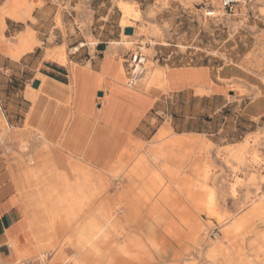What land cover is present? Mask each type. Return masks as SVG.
I'll return each instance as SVG.
<instances>
[{
  "label": "rangeland",
  "instance_id": "obj_1",
  "mask_svg": "<svg viewBox=\"0 0 264 264\" xmlns=\"http://www.w3.org/2000/svg\"><path fill=\"white\" fill-rule=\"evenodd\" d=\"M121 1L133 4L141 12L139 21L131 19L137 31L133 39H127L126 28L121 27ZM219 6L217 11L214 0H0V109L6 122L5 128L0 127V151L11 166L25 164V161L38 166L40 160L47 158L50 148L41 145L43 134L38 131L34 118L60 101L73 80L69 89L70 94L75 95L81 79L78 65L91 58L99 61L106 55L103 70L109 67L110 60L116 59L126 76L125 83L119 87L106 81L102 117L112 97L108 92L121 94L124 88L130 89V56L140 44L147 56L146 75L156 70L178 74L207 71L212 77L206 83L213 92L203 95L194 87L193 92L181 94H172L173 89L180 88L178 86L169 91L156 87L143 90L144 75L142 81L131 88L144 97L139 102L129 103L130 111L124 114L129 116L130 133L104 130L102 141L93 140L85 159L109 174L110 168L103 167L100 160L111 147L135 151L131 164L134 165L145 154L161 151L160 147L179 142L180 135L189 134L192 140L176 145L172 151L166 148L165 153L172 152L181 170L199 182L208 172L206 187L215 192L217 214L200 213L197 217L192 216L191 208L178 214L164 209L171 222L158 231L160 239L173 245L175 252L188 249L181 261L183 264H213L207 255L209 242L214 245L233 243L224 239L223 229L252 214L260 219L248 223L234 241L248 254H244L243 259L253 261L251 264H264V240L261 239L264 235L261 223L264 221V0H246V4L233 13H225L220 2ZM204 9H214L221 16L209 18ZM152 30L157 34L150 33ZM83 43L85 47L75 50ZM60 55L67 58L65 66L57 61ZM219 78L226 82H220ZM35 81H41L40 90L33 88ZM146 94L153 96L155 103L133 136V129L143 117L140 107L147 105ZM96 101L102 103L98 96ZM163 128L171 133L160 137ZM246 142H249L250 153L260 156V163H251L253 166L248 172L240 169L230 155ZM96 149L98 159L94 156ZM46 164L49 166L41 170L54 167L52 162ZM123 181L127 180L119 178V183H111L104 199L110 198L113 190L121 193L126 189L129 184ZM237 182L241 188L233 197L230 190ZM160 188L154 195H148L144 207L132 217L152 222L154 206H161ZM258 188L260 190L256 191ZM184 201L187 200L184 198ZM113 211L125 214L121 206ZM193 212L197 215L195 210ZM186 214L196 221L186 224L182 220ZM33 220L38 230L37 218ZM225 223L227 225L220 229ZM192 224L195 225L193 230ZM132 227L138 229L133 231ZM141 228L134 222L123 229L135 241L138 237L147 238ZM51 248L48 258L55 254L56 259L44 264H77L76 259L66 256L65 247ZM223 248L232 251V248ZM129 249L132 254L129 264H135L139 250L145 249Z\"/></svg>",
  "mask_w": 264,
  "mask_h": 264
},
{
  "label": "bare ground",
  "instance_id": "obj_2",
  "mask_svg": "<svg viewBox=\"0 0 264 264\" xmlns=\"http://www.w3.org/2000/svg\"><path fill=\"white\" fill-rule=\"evenodd\" d=\"M214 6L217 11L220 10L219 2L214 0ZM120 8L122 10L121 27L135 28L131 24V19H135L139 21L141 12H139L137 7H135L133 4H129L128 2H124V1L120 2ZM203 12L207 16V13L209 11L204 9ZM220 14L221 13L218 14L217 12H215V15L221 16ZM262 17L264 18V9L262 10ZM150 33L157 34L155 30L150 31ZM136 34L137 31H134L133 36L125 35V37L127 39H133L135 38ZM82 47H85L84 43L81 44L79 47L75 48V50H78L79 48ZM111 53L112 50H109L108 54ZM57 61H59L61 66H65L67 63V58L64 55H60L58 56ZM119 77H124V73L122 70L119 73ZM190 77L193 81L194 88L196 89L197 93L203 95V94H208L212 91V87H210L209 85H207L208 83H206L207 79L205 78V74L203 72L194 71L193 73L190 74ZM180 78L181 76L178 73H174L171 70L152 71L151 73H148L146 75V78L144 79L143 90H149L151 88L156 87L158 90L169 91L172 89L176 81L179 80ZM218 80L220 82L222 81L224 82V80H222L221 78H219ZM41 87L42 86H40L38 89L40 90ZM105 96H107V94H105ZM5 123H6L5 118L1 116L0 127L5 128L6 126ZM169 133H171V130H169L168 128H163L161 130L160 137H164ZM239 149L240 150L238 152L230 153V155L232 161L233 162L236 161L240 169L248 172L250 171L249 169L251 168V166H253L251 165V163L254 165L260 163V158H259L260 156H258L255 153L254 154L250 153L249 142L240 145ZM49 151H50V155L53 154L55 158L54 167H51L49 169L39 170L38 172H36L35 170H34L35 172L33 171L30 172L29 170L28 171L29 174H31L32 177H35L34 178L35 181L39 177L42 178V176H50L53 178L55 177V179L58 180V179H63L62 177L65 176L67 177L71 175L72 177L73 176L75 177L77 176L78 178L82 177V179L84 180L82 182H85V180L86 181L88 180L89 182V180L92 177L95 178L99 177L101 179L103 178L104 180L108 179L109 177L118 178V180L119 178L120 179L123 178L129 182V186L126 187V189H124L121 193H119L117 198L119 202L117 207L121 206V208L123 207L125 211V214L122 218L115 217L112 215V211H113V208L111 207L112 205L109 206L106 199L102 201L103 202L102 205L97 210H95L93 215L90 213L91 215L88 214V217L83 218V215L86 212V210H89L90 206L93 205V203H95L97 199L101 198V195L108 194L110 184L106 183L103 179L102 180L105 183L98 186L97 189L94 188L92 189V191L90 190L91 191L90 193L88 192L89 191L88 190L87 191L88 195H85L86 191L84 190L86 188L83 189L86 184L85 185L71 184L70 186L67 185L68 189L69 187H72L73 189V187L75 186L81 187V189H77V190L75 189L76 191H74V189L73 190L71 189V192L68 195L59 194L58 191L54 192V190L58 189V187L56 189L52 188L51 187L52 185L49 187L52 188L51 193L54 192L56 194L54 195L52 194L51 197H46L47 200L45 201V204L48 206L51 205V207L52 204L53 206L54 204H56L57 206H60V208L65 206L67 212L66 215L67 227H68L67 229H73L74 232L71 234L70 237L68 236L63 246L65 248L68 245H69L68 247L73 246V249L75 250L77 255L75 258L77 264H129L132 258V254L128 245H129V240H132L131 239L132 235L131 234L128 235V233H125L123 228L134 222L141 225L142 226L141 229L147 227L148 232H147V238L145 239L150 243V241L153 239L151 233L155 225H161L171 222V219L167 216V214H165L164 209L170 210L174 213L176 212L177 214L182 213L180 211H182L185 208H191L193 211L195 210L199 214L200 213L206 215L217 214L218 203L215 197V192L212 189L206 187V182L208 180V172L206 171V174L204 175V177H202V179L199 182L192 175H187L181 170V168L176 164L175 155L169 157L167 156L166 153H162V152H155L152 155L145 154L144 156L140 157L135 162L134 165H131L132 159L135 156V151H130L129 148L127 147L121 150H118L116 146L111 147L109 150H107L104 153L103 155L104 158L100 160L103 164V167L110 168V170L108 171L109 174H106V172H104L100 168L99 169H96V167L93 168L91 165L92 163L85 159V155L87 151H77V153L71 151L67 155L64 152L60 151V149L55 151L49 149ZM95 151L96 152L94 153V156L98 159L99 157L98 150L96 149ZM64 154L66 155L65 157L63 156ZM250 155L252 156V158L249 157ZM80 158H84L86 162L85 161H84L85 163L80 162L79 161ZM44 160H49V159L44 158ZM62 166L65 167V171L61 170ZM256 166L258 167V165ZM25 168L27 169L28 167ZM43 178L42 180H44ZM92 182L93 181H91V183ZM94 183H96V181H94ZM94 185L92 187H94ZM62 187L61 189L63 190ZM87 187H91V186L88 185ZM239 187L241 188V184L239 182L233 185L230 190V195L236 197ZM159 188L161 192L159 199L161 206L159 204L154 206L157 211L155 210V212L152 213L153 214L152 222L146 223V221H142L139 218L132 217V214L139 213L140 209L144 207L145 202L148 201L147 198L148 195H154L155 192L159 190ZM259 190L260 188H258L256 191ZM48 193L46 195H48ZM133 194L134 197H132ZM184 198L185 200H187L186 202L184 201ZM223 203H225L224 200ZM56 205L54 207H57ZM187 205H190V207H187ZM29 206L33 207L32 205ZM90 209H92V207ZM33 210L34 209H32L31 211ZM51 213L52 212L49 211V214ZM94 214H97V217H95ZM52 219L54 220V218ZM186 219H188V217L182 218V220L186 224L189 225L192 223L191 220H186ZM258 219L260 218L256 216H252V214H249L246 217L242 218L241 220H238L235 223H233L231 227L223 229L224 239L232 240L233 242L232 244L236 245V247L232 248L231 253L228 252L226 249H224L222 246L209 248L207 251L208 252L207 255L212 259L213 264H223V263L238 264V261L239 263H243V264L253 263V261L251 262L249 261V259L247 261L246 260L247 258L246 259L242 258V256L246 253L245 249L239 247V244H236L238 242L234 240L241 233V231L246 228L245 226H247L248 223L256 222L258 221ZM261 223L264 224V221H262ZM226 225L227 223L220 226L219 228L222 229ZM190 228L192 230V227ZM195 230H197V228H195ZM250 231L251 232L254 231L253 227L250 228ZM36 234H37L38 242L40 243V244L38 243V247L40 249L37 247L38 250H40L39 260L41 261V264L42 263L44 264L46 262H49V258L47 254L52 250L51 247L53 246L51 245V243H48V246L46 243H45L46 245L44 244L43 234L39 232ZM119 239L122 240L124 239L125 242L123 244H120ZM205 239L207 240L208 238ZM261 239L264 240V235L261 237ZM143 240H144L143 238L138 237L136 238L135 241H137L139 245H144L145 242ZM209 244L210 246L213 245L212 242L211 243L209 242ZM39 245H41V247ZM148 254L151 256L152 255L151 251H149ZM246 255L248 254H245V256ZM233 257L237 259V262H233L234 261Z\"/></svg>",
  "mask_w": 264,
  "mask_h": 264
},
{
  "label": "crops",
  "instance_id": "obj_3",
  "mask_svg": "<svg viewBox=\"0 0 264 264\" xmlns=\"http://www.w3.org/2000/svg\"><path fill=\"white\" fill-rule=\"evenodd\" d=\"M106 58V55L101 57L99 61H93L94 59L91 58L87 63L78 65L81 81L79 80V90L76 91L75 95L72 96L69 89L74 83L73 80L71 81L72 83L70 87L65 91V94L60 101L53 104L48 112H45L43 115L39 114L38 117L34 118L37 119L38 131L43 134V139L41 140V145L43 147L45 144L50 148V150L55 151L60 149V151L67 155L71 151L77 153V151H87L89 148L91 149L93 146L91 145L93 140L102 141L101 138L103 136L104 130L111 133L112 131L116 130L124 134L130 133L131 128L128 127L130 123L128 118L129 116H125L124 114H126L127 111H130L129 103L134 101L139 102L144 96L139 92L132 91L133 89H131L132 87L130 86H128L130 89H123L124 93H121L122 95L119 93V91H116L114 94L109 91L108 94L112 97L102 117L105 104L102 99L105 96L104 89H106V81H109L113 83V85L119 87L123 85L126 80V76L119 77L122 66L114 58L113 60L109 61V67H106L103 70V63L106 61ZM89 63L91 71L88 69ZM179 70H183V68H180ZM190 74L191 73H179L181 78L176 81L174 86H178L180 88L173 89L172 94H181L194 91V84ZM204 74L206 79H211L212 76L209 72L206 71ZM71 77L73 78V75H71ZM97 96L100 97L102 103L96 101ZM145 100L147 105H145V107H140L143 117L133 129V136H135V133L139 129L141 123L152 111L155 103V99L151 95H147ZM1 116H3V113L0 109V117ZM132 117H134V115ZM180 136L181 139L178 140L179 142L167 143L165 146L160 147L159 149L161 151L158 152L165 153L167 152L166 148H169L172 151L176 145L193 139L189 137V134H183ZM197 140L199 141V139ZM100 144L102 145V142H100ZM48 152L47 159L49 160H40L39 162L41 164L38 166H35L34 164L28 165L27 161H25V164L22 165L18 164L16 166H11L8 159L5 157L2 151H0V264H41V261L39 260L40 250H38L39 242L36 234L38 232L44 235L43 242L44 244L46 243L47 246L48 243H51L53 247H64L63 245L66 242L68 236L70 237L74 230L67 229V212L65 206L61 207L62 209L56 204H54V206L56 205L58 208L54 207L53 204L52 207L51 205L48 206L45 204V201L47 200L46 197H51L52 194H56L54 192L57 191L59 194L68 195L71 192L72 187H69L70 190L67 187L71 184H86L85 187L82 188H86L84 190L86 191L85 195H88V192L90 193L94 188L97 189L98 186L104 184L105 182L109 184L119 183L118 179H113L110 177L105 180L102 178L105 182L99 177H92L89 182L88 180L82 182L84 181L82 177H72L71 175L62 177L63 179L58 180L55 179V177L42 176V178L44 177V180L39 177L36 179V182L34 179L35 177H32L28 171L30 170V172H38L45 166H49L46 163L52 162L55 164L54 155H50V151ZM173 155L174 154L172 152L167 154L169 157ZM45 156L46 155L43 157ZM79 161L86 162L84 158H80ZM91 165L93 168H100L98 165ZM25 167L28 168L26 169ZM61 168L65 167L62 166ZM30 176L34 182L31 181ZM27 180L30 181L28 182ZM91 181L93 182L91 183ZM94 181H96V183H94ZM123 183L129 184L127 181H123ZM87 184L91 187H87ZM93 185L94 187H92ZM50 186L54 189L58 187V189L51 193L52 188H49ZM73 189L76 191L77 189H81V187L75 186ZM47 193L48 195H46ZM118 195L119 192L113 190L111 192V198L106 199L109 206L112 205L111 207L113 209H115L114 207L118 205ZM102 201H104L103 195L101 198L97 199L93 205L90 206V208L92 207V209L89 208L91 212L86 210L84 213L85 217L83 215V218L88 217V214L93 215L95 210H97L102 205ZM29 205H32L33 207ZM32 209L34 210L31 211ZM49 211L52 213L49 214ZM112 215L115 217H121L123 216V211H112ZM188 215L189 214H186V217H188ZM199 215L200 214L198 212L196 215L192 210V216L198 217ZM94 216L97 217V214H94ZM34 217L37 218L35 225L39 227L38 230H36L33 226ZM52 218H54V220ZM186 220H191L192 223L196 221L194 217L191 219L188 218ZM162 225L164 224L155 225L151 233L153 239L150 241V243L144 239L143 241L145 244L139 245L137 241L129 240V248L136 247L145 249L143 251L139 250V254L134 260L135 264H183L181 261H184L183 256L185 253L189 252L188 249L185 248L182 252H175L172 248L173 245L166 243V240L162 241L158 234V231L162 230ZM191 226H193V230L195 225L192 224ZM131 229L136 231L138 228L132 227ZM187 229L189 230V228ZM166 230L170 229L167 228ZM142 231L143 235L146 237L148 232L147 227L142 229ZM124 242V239H119L120 244H123ZM227 244L229 243L224 242L222 247H236V245H233L232 243L229 245ZM39 246L41 247V245ZM68 246H66L65 250L66 256L69 259H75L77 255L73 249V246ZM218 246L221 245L213 244L211 246L209 245L208 248H215ZM239 247L243 248L240 244ZM147 248L149 251H151V256L148 254L149 251H147ZM233 258V262H237V259L235 257ZM55 259V254L49 256V262Z\"/></svg>",
  "mask_w": 264,
  "mask_h": 264
},
{
  "label": "built area",
  "instance_id": "obj_4",
  "mask_svg": "<svg viewBox=\"0 0 264 264\" xmlns=\"http://www.w3.org/2000/svg\"><path fill=\"white\" fill-rule=\"evenodd\" d=\"M219 2L222 5V9L225 13H233L237 7L246 4V0H219ZM207 17L213 19L217 18L215 15V10H209ZM144 49V46L140 44L130 56V73L128 77V85L130 87H134L139 82H141L144 75L146 74L147 56L144 53Z\"/></svg>",
  "mask_w": 264,
  "mask_h": 264
},
{
  "label": "water",
  "instance_id": "obj_5",
  "mask_svg": "<svg viewBox=\"0 0 264 264\" xmlns=\"http://www.w3.org/2000/svg\"><path fill=\"white\" fill-rule=\"evenodd\" d=\"M124 33H125L126 36H133L134 29L133 28H126ZM40 85H41L40 81H35L33 83V88L34 89H38L40 87Z\"/></svg>",
  "mask_w": 264,
  "mask_h": 264
}]
</instances>
